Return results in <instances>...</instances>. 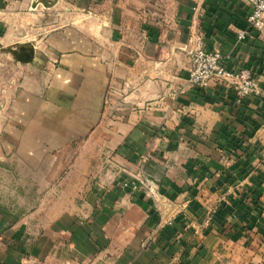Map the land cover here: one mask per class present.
Here are the masks:
<instances>
[{"label": "crops", "instance_id": "1", "mask_svg": "<svg viewBox=\"0 0 264 264\" xmlns=\"http://www.w3.org/2000/svg\"><path fill=\"white\" fill-rule=\"evenodd\" d=\"M248 15L244 0H0V41L15 19L33 46L0 69V176L44 202L0 199V264H264V34ZM198 37L260 94L193 87Z\"/></svg>", "mask_w": 264, "mask_h": 264}, {"label": "built area", "instance_id": "2", "mask_svg": "<svg viewBox=\"0 0 264 264\" xmlns=\"http://www.w3.org/2000/svg\"><path fill=\"white\" fill-rule=\"evenodd\" d=\"M249 6L248 27L264 34V0H244ZM245 32L239 34L242 40ZM192 69L188 81L193 87L206 88L212 80H220L234 87L238 104L260 94L256 79L250 69L230 71L225 56L219 51L205 48L201 38H196L194 47L189 50Z\"/></svg>", "mask_w": 264, "mask_h": 264}, {"label": "rangeland", "instance_id": "3", "mask_svg": "<svg viewBox=\"0 0 264 264\" xmlns=\"http://www.w3.org/2000/svg\"><path fill=\"white\" fill-rule=\"evenodd\" d=\"M40 8H41L40 10H42V7ZM11 12H14L15 14V9L11 10ZM37 22H38V19L37 21H35V23ZM9 29H10V32H9L10 34L8 35L9 40L0 41V69H3V70L8 69L11 64H15L16 66L19 67L20 65H18L19 60L17 58L16 52H18L22 47L29 48V46L32 45L31 43H28V42L17 43V41H15V19L13 21V24L9 25ZM33 37H36V35ZM14 50H15V56L13 55ZM8 75H9V72H6V71L3 72L1 74L0 83H3L2 81H4L2 80V77H7ZM16 188H17V185H15V174L9 172L7 174L0 176V199L4 200L3 202H9L15 205L22 204V205H27L29 207H37L41 203H44V202L37 200V198H35V200H30V201L15 200V189ZM34 195H36V197L40 196L39 193H35Z\"/></svg>", "mask_w": 264, "mask_h": 264}, {"label": "water", "instance_id": "4", "mask_svg": "<svg viewBox=\"0 0 264 264\" xmlns=\"http://www.w3.org/2000/svg\"><path fill=\"white\" fill-rule=\"evenodd\" d=\"M42 4L45 7H50L52 4L48 3L47 1H43ZM53 6V5H52ZM32 47L29 46V48L22 47L18 52H16L17 58L21 62H29L32 59L33 52ZM13 55L15 56V51H13Z\"/></svg>", "mask_w": 264, "mask_h": 264}]
</instances>
